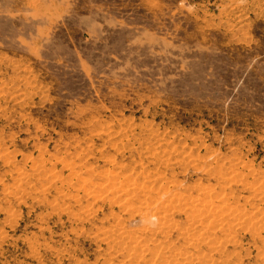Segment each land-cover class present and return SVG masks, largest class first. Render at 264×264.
<instances>
[{"label": "rangeland", "instance_id": "1", "mask_svg": "<svg viewBox=\"0 0 264 264\" xmlns=\"http://www.w3.org/2000/svg\"><path fill=\"white\" fill-rule=\"evenodd\" d=\"M263 225L264 0H0V264H264Z\"/></svg>", "mask_w": 264, "mask_h": 264}, {"label": "bare ground", "instance_id": "2", "mask_svg": "<svg viewBox=\"0 0 264 264\" xmlns=\"http://www.w3.org/2000/svg\"><path fill=\"white\" fill-rule=\"evenodd\" d=\"M67 167H69V166H67ZM124 176H125V175H124ZM129 180L131 181V179H129ZM1 181H2V180H1ZM106 183H107V182H106ZM131 183H132V182H131ZM159 184H160V183H159ZM114 185H115V184H114ZM130 185H131V184H130ZM115 186H116V185H115ZM131 187H132V186H131ZM80 188H81V187H80ZM121 188H122V187H121ZM124 188H125V187H124ZM77 189H78V188H77ZM124 190H125V189H124ZM124 192H125V191H124ZM130 192H131V191H130ZM130 192L128 191V194H129ZM154 192H155V191H154ZM165 194H166V193H165ZM168 194H170V192H169ZM171 194H172V193H171ZM90 195H91V194H90ZM158 195H159V193H158ZM164 198H165V197H164ZM166 198H167V197H166ZM160 200H161V199H160ZM157 201H158V200H157ZM153 202H154V201H153ZM160 202H162V201H160ZM176 202H177V201H176ZM196 202H197V201H196ZM155 203H156V202H155ZM155 203H153V204H155ZM153 204L150 203V205H153ZM160 204H161V203H160ZM202 204H203V203H202ZM150 205H149V203H148V206H150ZM162 205H163V204H162ZM157 206H158V205H157ZM206 206H207V205H206ZM209 206H210V205H209ZM158 207H159V206H158ZM167 207H168V206H167ZM154 208H155V207H154ZM212 208H213V207H212ZM214 208H216V207H214ZM217 208H218V207H217ZM152 209H153V208H152ZM152 209H151V211H150V210H148V211H150V213H152ZM169 209H170V208H169ZM171 209H172V208H171ZM171 209H170V210H171ZM158 210H159V209H158ZM172 210H174V209H172ZM199 210H200V209H199ZM214 210H215V209H214ZM214 210H213V212H215ZM148 211H147V212H148ZM160 211H161V208H160ZM211 211H212V210H211ZM156 212H157V211H156ZM163 212H164V211H163ZM163 212H161V213H163ZM168 212H170V211H168ZM233 212H234V211H233ZM159 213H160V212H159ZM197 213H198V212H197ZM203 213H204V212H203ZM203 213H202V214H203ZM218 213H219V212H218ZM165 214H166V212H165ZM194 214H195V212H194ZM160 215H161V214H160ZM148 216H151V215H148ZM148 216H147V217H148ZM161 216H163V215H161ZM241 216H244V215H241ZM165 217H167V216H165ZM168 217H169V216H168ZM199 217H200V216H199ZM235 217H236V216H235ZM245 217H247V216H245ZM248 217H250V216H248ZM148 218H149V217H148ZM150 218H152V217H150ZM169 218H170V217H169ZM194 218H195V217H194ZM207 218H208V217H207ZM242 218H243V217H242ZM152 219H153V218H152ZM160 219H161V221H163L162 218H160ZM215 219H216V218H215ZM236 219H237V217H236ZM239 219H240V218H239ZM153 220H154V219H153ZM157 220H158V219H157ZM222 220H223V219H222ZM237 220H238V219H237ZM237 220H234V221H237ZM158 221H159V220H158ZM166 221H167V220H166ZM159 222H160V221H159ZM189 222H190V221H189ZM196 222H197V221H196ZM198 222H199V221H198ZM212 222H214V221H212ZM226 222H227V221H226ZM248 222H249V221H248ZM165 223H166V222H165ZM165 223H164V224H165ZM167 223H169V222H167ZM214 223H215V222H214ZM250 223H251V222H250ZM158 224L160 225L161 223H158ZM257 224H258V223H257ZM165 225H166V224H165ZM225 225H226V224H225ZM238 226H240V224H238ZM263 226H264V225H263ZM206 227H207V226H206ZM213 227H214V226H213ZM218 227H219V226H218ZM224 227H225V226H224ZM224 227H222V228H224ZM263 228H264V227H263ZM263 228H262V229H263ZM209 229H210V228H209ZM232 229H233V227H228V231L231 232ZM226 230H227V229H225V231H226ZM246 230H247V229H246ZM142 231H143V230H142ZM191 231H192V230H191ZM232 231H233V230H232ZM196 232H197V231H196ZM167 233H168V232H167ZM228 233H229V232H228ZM231 233H233V232H231ZM123 234H124V233H123ZM123 234H122V235H123ZM128 237H129V236H128ZM228 237H229V236H228ZM133 241H134V240H133ZM135 242H136V241H135ZM158 242H159V241H158ZM120 243H121V242H120ZM234 243H236V242H234ZM129 244H130V243H129ZM184 244H185V243H184ZM216 244H217V243H216ZM179 246H180V245H179ZM186 246H187V245H186ZM197 247H198V246H197ZM197 247H196V248H197ZM170 250H171V249H170ZM176 251H177V250H176ZM200 253H201V252H200ZM211 253H212V252H211ZM187 254H188V253H187ZM156 255H157V254H156ZM183 255H184V254H183ZM200 256H201V254H200ZM258 256H259V255H258ZM153 257H154V256H153ZM201 257H202V256H201ZM189 258H190V257H189ZM187 259H188V258H187ZM190 259H191V258H190ZM190 259H189V260H190ZM189 260H188V261H189ZM194 260H196V259H194ZM199 260H200V259H199ZM192 261H193V260H192ZM199 264H200V263H199Z\"/></svg>", "mask_w": 264, "mask_h": 264}]
</instances>
